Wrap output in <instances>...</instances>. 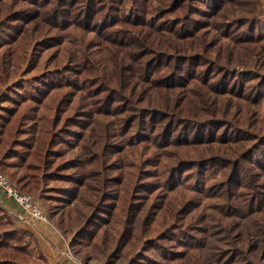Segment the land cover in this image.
I'll return each mask as SVG.
<instances>
[{"label":"trees","instance_id":"1","mask_svg":"<svg viewBox=\"0 0 264 264\" xmlns=\"http://www.w3.org/2000/svg\"><path fill=\"white\" fill-rule=\"evenodd\" d=\"M258 3L0 0V172L41 200L78 257L100 241L101 264H160L135 252L156 244L165 264H202L192 223L206 199L231 223L226 264H257L252 231L231 229L264 232ZM41 59L30 89H14ZM43 259L0 206V264Z\"/></svg>","mask_w":264,"mask_h":264},{"label":"rangeland","instance_id":"2","mask_svg":"<svg viewBox=\"0 0 264 264\" xmlns=\"http://www.w3.org/2000/svg\"><path fill=\"white\" fill-rule=\"evenodd\" d=\"M257 8L259 11V15L262 18H264V0H259ZM42 68H43V59H41L39 61V63L37 64V67L32 72H29L26 74L19 73L16 75V77L11 79L9 82L12 84V86L16 90L22 91L25 89H30L29 87L31 86V84L34 81L32 77L34 75H36L37 72L41 71ZM5 104H7L6 101L1 103V105H5ZM263 108L264 107L261 108V111L264 110ZM72 151H77V150H76V148H72ZM71 154H72L71 152L67 151L65 153L64 157H68ZM165 157H166L165 155H162L163 159ZM6 177H8V179L10 180V177L7 174H6ZM51 185H52V183H51ZM177 190L182 191V190H180V187H177L173 190V194H172L173 201L170 204L168 211L171 209L179 207V205L181 203V201H177L179 198V192H176ZM27 194H29V193H27ZM29 195H31L33 197L34 201L40 207L43 214L46 215V217H47L48 215L46 213V209H45L44 205L42 204L41 200L37 199L32 194H29ZM213 205H215V204H211V200L206 201V199H204V203L198 208V215H199L198 218L199 219L194 220L192 223L196 227L192 230V232H193L192 235H197L198 237H200V241L193 244L192 251L194 252V255L199 256L203 260L202 264H221L220 262H222L223 264H226V260H224L225 254L221 255V252L223 249H226L227 251H233L232 247L229 245L230 237H228V235H226V230H225L227 228V226L230 227L231 223L228 224L227 218H225L223 216V214H221L219 212V210L217 209L218 207L216 205H215L216 207H213ZM168 215H169V213H168ZM166 216L167 215L165 213H162V211H159L158 215L155 218V231L154 232H156L158 229H159L158 231L161 230L160 228L163 227V226H161V224H163L165 222ZM239 228H240V230H242L243 235L246 233V230L252 231L253 237L257 243L256 248L253 249L248 254V259L252 260L249 262L250 263L256 262L257 264H264V232H263V229L260 230L261 232H258V230H256L255 228H252L250 226V223H249V225H247V226H243L241 224L237 227H234L233 229H231L232 230L231 233H236ZM182 236L180 237V239L182 238ZM236 237H239V236L236 235ZM180 239H178V241H180ZM110 243L111 242H108L109 245H110ZM158 243L167 244L168 242L159 241ZM170 243H172V247L174 244L175 249H176V247H177L176 244L173 241ZM230 243L232 245V241ZM240 243L241 244H238L239 246H237L238 249L247 250L245 243L243 241H240ZM183 244L186 245L185 243H183ZM160 247L161 246H158L155 244V246L153 245L152 248L146 247L145 249L142 250L139 246H136L135 252H138L140 254H144V256H150L153 258L152 260H156L160 264H165V261L157 258L156 251L158 252L159 250H161ZM108 248H109L108 246L102 247L101 242L99 241L97 246H95V247L92 246V248L90 249L91 252L89 250V253L92 255L91 259H89L87 261V260L83 259L82 256L81 257L75 256V258L81 262L87 261L89 263L92 262V264H101L100 258L103 257V254H104L103 249L106 250ZM138 264H148V263L145 262L144 260H140V262H138Z\"/></svg>","mask_w":264,"mask_h":264},{"label":"crops","instance_id":"3","mask_svg":"<svg viewBox=\"0 0 264 264\" xmlns=\"http://www.w3.org/2000/svg\"><path fill=\"white\" fill-rule=\"evenodd\" d=\"M0 206L11 219L15 228L29 235L38 245L43 255V264H92L81 262L75 258L70 246L71 237L63 235L52 221L38 219H25L23 211L17 202L7 197L0 190ZM53 225H51V224Z\"/></svg>","mask_w":264,"mask_h":264},{"label":"built area","instance_id":"4","mask_svg":"<svg viewBox=\"0 0 264 264\" xmlns=\"http://www.w3.org/2000/svg\"><path fill=\"white\" fill-rule=\"evenodd\" d=\"M0 190L7 196L14 199L20 205L25 219H38L47 221L40 207L34 201L33 197L27 193L19 192L12 182L0 172ZM51 224V223H50ZM52 225V224H51ZM53 226V225H52Z\"/></svg>","mask_w":264,"mask_h":264}]
</instances>
